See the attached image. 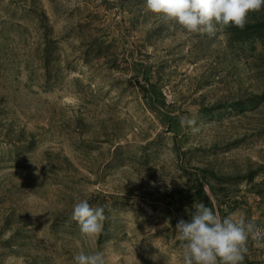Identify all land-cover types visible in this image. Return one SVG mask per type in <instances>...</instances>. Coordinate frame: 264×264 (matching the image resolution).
<instances>
[{
  "label": "rangeland",
  "instance_id": "rangeland-1",
  "mask_svg": "<svg viewBox=\"0 0 264 264\" xmlns=\"http://www.w3.org/2000/svg\"><path fill=\"white\" fill-rule=\"evenodd\" d=\"M201 202L264 229L263 40L144 0H0V264H182L176 225ZM242 264H264V236Z\"/></svg>",
  "mask_w": 264,
  "mask_h": 264
},
{
  "label": "clouds",
  "instance_id": "clouds-1",
  "mask_svg": "<svg viewBox=\"0 0 264 264\" xmlns=\"http://www.w3.org/2000/svg\"><path fill=\"white\" fill-rule=\"evenodd\" d=\"M148 11L164 21H174L188 32L214 35L217 26L243 28L248 14L264 8V0H144ZM195 124L183 117L181 125ZM189 220L181 219L176 228L182 242V264H242L249 238L261 239L264 229L257 228L244 214L221 217L213 208L199 203ZM72 219L82 234L96 236L103 231V207H93L88 199L73 206ZM76 264H106L102 251L74 255Z\"/></svg>",
  "mask_w": 264,
  "mask_h": 264
},
{
  "label": "trees",
  "instance_id": "trees-1",
  "mask_svg": "<svg viewBox=\"0 0 264 264\" xmlns=\"http://www.w3.org/2000/svg\"><path fill=\"white\" fill-rule=\"evenodd\" d=\"M226 31L230 37L239 41L261 38L264 42V14L253 12L243 28L232 25L226 27ZM209 203L213 206L211 200Z\"/></svg>",
  "mask_w": 264,
  "mask_h": 264
}]
</instances>
